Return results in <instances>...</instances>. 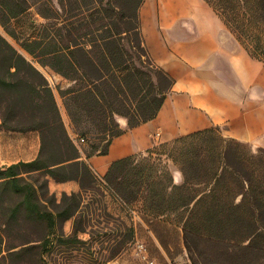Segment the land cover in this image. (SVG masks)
<instances>
[{"label":"trees","instance_id":"trees-1","mask_svg":"<svg viewBox=\"0 0 264 264\" xmlns=\"http://www.w3.org/2000/svg\"><path fill=\"white\" fill-rule=\"evenodd\" d=\"M206 1L264 61V0ZM144 2L0 0V25L21 47L0 31V126L40 137L36 158L0 167V264L17 257L28 264L29 254L33 264L116 260L136 240L137 228L109 212L108 194L126 206L142 201L154 217L149 228L165 249L173 228L160 218L173 217L194 264L205 253L202 243L228 257V264H264V148L254 150L214 126L115 160L103 176L87 160L108 154L114 138L155 118L173 89L175 79L145 44ZM42 68L65 84L51 82ZM51 178L75 180L79 190L59 198L50 190ZM96 215L107 218L105 224L93 223ZM107 237L111 253L98 254L104 245L96 243Z\"/></svg>","mask_w":264,"mask_h":264},{"label":"crops","instance_id":"crops-1","mask_svg":"<svg viewBox=\"0 0 264 264\" xmlns=\"http://www.w3.org/2000/svg\"><path fill=\"white\" fill-rule=\"evenodd\" d=\"M145 44L154 61L175 79L159 114L125 133L106 155L88 162L99 176L120 158L201 129L220 126L223 134L264 148V61L254 58L206 0H145L140 9ZM1 124V116H0ZM13 133L0 126V137ZM159 134V135H158ZM0 161V167L31 161ZM61 191L79 190L75 180L56 182ZM109 264H125L115 260Z\"/></svg>","mask_w":264,"mask_h":264},{"label":"rangeland","instance_id":"rangeland-1","mask_svg":"<svg viewBox=\"0 0 264 264\" xmlns=\"http://www.w3.org/2000/svg\"><path fill=\"white\" fill-rule=\"evenodd\" d=\"M39 20L43 21V19L41 18ZM0 31L4 35H6L19 49H21L16 40L10 37L1 25ZM42 71L47 75L51 82H61L62 84H65V81H63L60 76L54 75V73L49 68H42ZM58 103L61 108V112L64 121L68 127V130L72 137L76 140L77 135L74 133V129L72 127L70 118L68 117L67 111L64 107L63 100L59 95ZM7 134L8 135H5L4 137H0V161L9 162L18 160L19 158L31 156L35 152V149H37V147H40V137L37 132H13ZM82 145L85 146V144ZM170 169L174 175L175 180L177 182H181L182 175L181 172L177 169V167L174 164H170ZM50 190L54 193L56 191H61L60 187H56L55 182L52 183ZM58 197H61V193H59ZM106 202L109 212L116 216H121L127 222H134L137 228V238L147 245L149 255L152 259L155 260V264H194L189 256V253L186 250V247L184 246L182 235L179 233L181 232V228L177 225V222H175L173 217L160 218L161 220H167L168 225L170 224L169 226L173 228V231H171L170 235L166 237L169 246L168 249H165L157 241L154 233L149 228V220L154 217L153 214L150 213L146 209V207H144L142 201L134 202L130 206H126L117 197L108 194V196L106 197ZM94 217L95 219H93V223H97V219H101L103 221V224H105V221H107V218H103L102 216L96 215ZM113 224L114 223L112 221H109L107 223L109 227H112ZM28 225L30 226V224ZM163 226V224L158 226V230H160L161 232H163V230L165 231V228ZM26 228L27 230H29L28 234H31L32 229L30 230L28 226ZM65 230L67 233L72 232V220H68L65 223ZM83 236L88 237L87 234H83ZM22 238L23 237L19 236L14 239V241H19ZM102 243L104 247H102L101 250L98 251V254L103 253L109 256L112 249V241L108 237L103 242L98 241V243H96L98 249L102 246ZM201 248L204 250L205 253L204 255H201L200 258H198V264H228V257H225V255L223 254L217 256L215 254L214 246L202 243ZM26 258L28 264H33V254L27 255ZM19 260V257L12 260H7L6 264H21L19 263ZM116 260H120L122 263L125 264H148L140 260L138 256L134 253V243H131L128 248L125 249ZM110 263H113V261H111ZM80 264L83 263L80 262Z\"/></svg>","mask_w":264,"mask_h":264},{"label":"built area","instance_id":"built-area-1","mask_svg":"<svg viewBox=\"0 0 264 264\" xmlns=\"http://www.w3.org/2000/svg\"><path fill=\"white\" fill-rule=\"evenodd\" d=\"M78 140L80 142H85L84 138H79ZM133 243H134V253L138 256L140 260L148 264H155V260L150 257L148 247L144 242L136 238V240Z\"/></svg>","mask_w":264,"mask_h":264}]
</instances>
